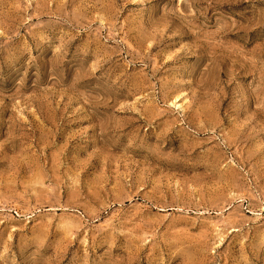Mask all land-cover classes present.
I'll return each instance as SVG.
<instances>
[{
    "label": "rangeland",
    "instance_id": "rangeland-1",
    "mask_svg": "<svg viewBox=\"0 0 264 264\" xmlns=\"http://www.w3.org/2000/svg\"><path fill=\"white\" fill-rule=\"evenodd\" d=\"M0 264H264V0H0Z\"/></svg>",
    "mask_w": 264,
    "mask_h": 264
}]
</instances>
